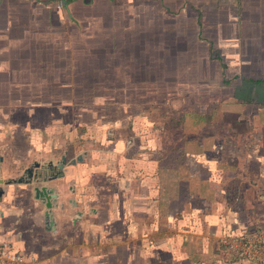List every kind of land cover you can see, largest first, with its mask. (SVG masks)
<instances>
[{"label":"crops","instance_id":"1","mask_svg":"<svg viewBox=\"0 0 264 264\" xmlns=\"http://www.w3.org/2000/svg\"><path fill=\"white\" fill-rule=\"evenodd\" d=\"M141 1L75 0L59 10L53 0H0V264H113L112 258L115 264H259L231 259L220 240L264 228V69L257 67L264 54L247 57L249 77L237 73L231 104L222 103V113L232 117L230 136L182 137L181 152L139 136L143 156L135 160L145 168L133 176L123 167L113 190L117 204L84 199L96 174L94 133L78 151V128L72 126V155L59 149L63 108L56 99L62 97V81L78 80L80 43L111 42L125 29L126 3L137 9ZM164 5L169 13L171 5ZM139 11L133 14L141 16ZM233 17L226 20L232 32L238 28ZM217 34L233 43V52L238 49L233 63L240 65L238 36L224 38L222 28ZM256 49L264 50V44ZM66 85L72 94V83ZM95 129L102 132L99 125ZM119 141L121 150L125 144ZM61 164L63 176L56 178ZM28 170L34 182L18 183ZM35 187L57 194L54 225L45 203L35 199ZM116 209L124 219L109 221ZM112 226L117 236L107 237L106 227L110 233Z\"/></svg>","mask_w":264,"mask_h":264},{"label":"rangeland","instance_id":"2","mask_svg":"<svg viewBox=\"0 0 264 264\" xmlns=\"http://www.w3.org/2000/svg\"><path fill=\"white\" fill-rule=\"evenodd\" d=\"M140 3L142 7L137 9L134 3H126L125 29L115 33L111 42L80 43L78 80L62 81V97L56 99L63 108L62 142L58 144L63 154L72 155L71 143L78 141L81 151L89 136L98 137L92 147L99 150L94 161L96 174L83 194L87 201L94 198V204L119 202L113 190H118L123 179V167L133 176L136 170L142 173L145 167H138L135 160H142L136 145L139 136L170 143L168 152L182 151V137L230 136L232 117L222 113V103L231 104L237 73L249 77L247 57L255 53L262 58L264 54L256 49L264 44V0H166L172 9L169 13L162 0ZM135 10L142 15L136 17ZM231 14L238 20L234 32L226 24ZM219 28L224 38L236 40L238 36L233 46L242 49L244 65L242 58L240 65L233 63L238 49L233 52L232 42L219 38ZM259 64L262 71L264 61ZM71 83L72 94L65 87ZM97 125L102 132L95 129ZM72 126L78 128L76 141L74 133L73 138L70 134ZM119 139L125 144L121 150L116 145ZM49 156L41 160L49 161ZM117 209L112 210L109 221L114 222V216L118 221L124 219L123 207L120 212ZM127 222H132L131 217ZM112 227L110 233L106 227L107 237L117 236V227ZM114 260L110 261L115 264Z\"/></svg>","mask_w":264,"mask_h":264},{"label":"built area","instance_id":"3","mask_svg":"<svg viewBox=\"0 0 264 264\" xmlns=\"http://www.w3.org/2000/svg\"><path fill=\"white\" fill-rule=\"evenodd\" d=\"M74 1L53 0L55 7L59 10ZM220 245L226 250L231 259L264 264V228L247 235H223ZM11 260L19 262L21 258L12 257Z\"/></svg>","mask_w":264,"mask_h":264},{"label":"water","instance_id":"4","mask_svg":"<svg viewBox=\"0 0 264 264\" xmlns=\"http://www.w3.org/2000/svg\"><path fill=\"white\" fill-rule=\"evenodd\" d=\"M64 160V159H63ZM79 161H81V158H78ZM3 161V158L0 157V162ZM73 164L76 163V161L72 162ZM60 168H63V165H60ZM27 176L28 177H23L20 178L17 182L18 183H24V184H32L34 182V174L32 172V170H28L27 172ZM34 192H35V199L43 201L45 203V206L47 208V212H46V217L48 222L52 223L54 225V219L51 217V210L53 208V200L57 197V194L55 193L54 190L52 189H48L46 187H35L34 188ZM2 193V189H0V194ZM1 199V197H0Z\"/></svg>","mask_w":264,"mask_h":264},{"label":"flooded vegetation","instance_id":"5","mask_svg":"<svg viewBox=\"0 0 264 264\" xmlns=\"http://www.w3.org/2000/svg\"><path fill=\"white\" fill-rule=\"evenodd\" d=\"M63 162L64 161H66V158L65 157H63ZM61 165H63V164H61ZM62 170H63V168L61 169L60 168V166L58 167V171H56V172H54L55 173V175H56V178H60V177H62L63 176V172H62ZM52 178V177H51ZM55 178V179H56Z\"/></svg>","mask_w":264,"mask_h":264}]
</instances>
